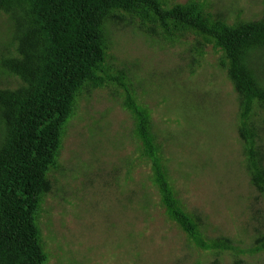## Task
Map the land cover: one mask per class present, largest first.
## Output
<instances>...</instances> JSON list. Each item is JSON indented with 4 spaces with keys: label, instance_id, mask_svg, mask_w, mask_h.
Segmentation results:
<instances>
[{
    "label": "rangeland",
    "instance_id": "obj_1",
    "mask_svg": "<svg viewBox=\"0 0 264 264\" xmlns=\"http://www.w3.org/2000/svg\"><path fill=\"white\" fill-rule=\"evenodd\" d=\"M204 3L228 24L257 21L264 0H166ZM108 75L122 73L151 113L171 184L200 220L205 241L228 238L234 251H203L163 213L138 158L133 120L116 83L85 89L65 127L51 191L38 217L45 264H263L244 253L264 232V192L250 183L237 135V96L220 53L193 36L178 43L148 37L126 17L107 24ZM15 55L12 24L0 13V60ZM251 68L264 86V53ZM20 82L0 67V89ZM264 164V133L260 136Z\"/></svg>",
    "mask_w": 264,
    "mask_h": 264
},
{
    "label": "trees",
    "instance_id": "obj_2",
    "mask_svg": "<svg viewBox=\"0 0 264 264\" xmlns=\"http://www.w3.org/2000/svg\"><path fill=\"white\" fill-rule=\"evenodd\" d=\"M0 13L10 20L15 43V55L1 59L0 67L20 82L12 90L0 89V264L46 263L37 221L66 124L85 89L112 82L124 90L122 108L133 120L138 158L149 165L166 218L199 250L234 251L228 238L203 239L200 220L184 209L171 184L149 109L137 103L122 73L108 75L107 24L127 17L148 37L173 44L193 36L202 41L200 55L203 46L220 53V67L237 96L236 129L246 171L263 193L264 86L251 57L264 53V16L228 24L204 3L166 0H0ZM244 253H264V232Z\"/></svg>",
    "mask_w": 264,
    "mask_h": 264
}]
</instances>
